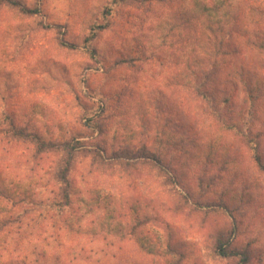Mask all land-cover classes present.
Returning a JSON list of instances; mask_svg holds the SVG:
<instances>
[{"label": "rangeland", "instance_id": "1", "mask_svg": "<svg viewBox=\"0 0 264 264\" xmlns=\"http://www.w3.org/2000/svg\"><path fill=\"white\" fill-rule=\"evenodd\" d=\"M191 1L0 0V182L30 190L35 200L13 207L21 223L2 229L6 240L0 245L5 243L16 251L14 258L28 255L29 264L35 260L58 264L53 254L65 249H57L56 237L50 239L44 231L57 235L69 212L63 209L65 213H60L55 206L59 184L54 173L59 157L39 153L11 133L26 130L39 138L58 140L84 134L87 129L88 136L81 141H92L91 148L108 147L113 134L121 135L119 148L136 131L143 134L138 138L142 143L134 140L133 148L152 142L154 150L160 147L154 140L164 130L184 135V124L192 129L189 133L187 127L184 140H195L201 129L208 128L209 122L193 121L187 115L183 89L168 88L174 68L182 66L177 58L182 50L176 45L180 33L172 27L179 26L183 34L190 32L186 22L191 17ZM16 2L19 6L12 5ZM22 6L38 7L41 13L25 16ZM93 112H98L96 119L106 139L98 128L88 129L83 120ZM11 124L17 129H10ZM233 153L239 163L225 165L222 153L216 159L217 167H207L197 198L177 184L164 187L149 167L129 170L114 165L91 170V159L77 157L71 178L86 192L79 195L80 200L89 191L100 200L126 198L124 202L135 203L142 216L150 218L136 225L132 239L128 236L120 242L118 259L104 253L102 242H93L91 236L69 237L65 246L84 250V263L91 261L92 250L93 260L100 259L102 264H165L142 251L136 239L148 243L147 250L167 239L185 252L183 264H242L238 258L229 261L214 254L221 239L229 241L227 247L233 251L247 250L249 260L244 263L264 264V177L249 165L248 155ZM205 158L201 163L207 164ZM201 199L199 207L194 202ZM12 205L0 198V211ZM157 214L164 219L156 220ZM88 218L81 224L73 221L74 230L92 228ZM130 221V217L124 219L127 228ZM44 251L47 258L42 257Z\"/></svg>", "mask_w": 264, "mask_h": 264}, {"label": "trees", "instance_id": "2", "mask_svg": "<svg viewBox=\"0 0 264 264\" xmlns=\"http://www.w3.org/2000/svg\"><path fill=\"white\" fill-rule=\"evenodd\" d=\"M19 4L12 3L13 6ZM189 10L191 17L186 24L191 25L190 32L183 34L179 26L172 27V30L180 33L176 45L182 50V55H177L182 66L174 68L168 88L176 91L179 88L183 89L185 101L189 105L187 115L192 117L193 121L200 118L203 122H209V129H201L195 140L191 137L184 140L188 127L184 124L181 125L184 135L176 133L171 135L168 134V130L159 133L154 143H160L162 148L154 150L150 148L152 142L143 143L140 148H133L132 142L134 140L140 142L138 138L143 137V134L137 135L136 131L129 136L128 141H123L119 148L116 145L119 140L121 141V135L119 137L116 134L109 135L112 142L108 147L91 148L92 141H81L88 136L87 129L84 134L58 140L39 138L37 135H30L26 130L8 132L20 141L30 143L39 153H52L59 157L54 173L59 184L57 189L59 200L55 206L60 213H65L63 209H67L69 215L65 216L66 220L62 226L59 224L57 235L52 230L44 231L48 235L46 237L50 239L56 237L55 242H59L61 248L57 249L61 251L65 249L64 253L53 254L57 255L58 264H102L100 259L93 260L95 256L92 250L89 257L91 261L87 259L84 263L83 258L86 254L84 250L76 251L73 247L65 246V243L71 240L69 237L78 235L91 236L94 238L93 242H102L104 245L102 251L118 259L120 242L127 240L128 236L129 240L132 239L131 235L134 236L136 225L141 226L145 219L150 218L142 216L140 207L135 203L124 202L126 198L120 201L118 196H107L100 200L98 195L89 191L87 197L80 200L79 195L85 190L81 188L77 179L71 178L79 156L83 155L92 160L91 170L95 166L103 170L112 169L114 165L129 170L149 167L157 173L164 187L177 184L184 187L192 196L196 195V198L200 195L197 191L201 190L202 178L206 177L204 174H207V167H217L216 159L222 153L225 154L222 156L225 158L223 162L225 165L239 163L240 160L233 151L248 155L249 165L264 177V0H192ZM20 11L25 16L41 13L38 7L32 9L22 6ZM163 38L167 40L168 36ZM142 106L143 103L139 104V109ZM145 113L147 114V111ZM97 116L98 112L86 114L83 120L86 121L88 129L95 127L101 132L102 125L96 119ZM181 117L180 114V120ZM210 128H213L211 134ZM10 129L17 128L11 124ZM188 130L191 133L192 129L188 127ZM101 133L102 139H106L107 133ZM170 142L172 145H169ZM180 147L182 148L179 154H176L175 149ZM204 157L207 164L201 163ZM187 169L189 170L185 172ZM22 189L16 186L9 187L0 182V198L15 203L11 208L4 206L0 211V243L6 240L3 228L10 225L15 227L21 223L13 207L29 200L35 202L30 190ZM194 203L202 207V199ZM124 204L127 208H124ZM195 211L197 209H193V212ZM90 215L92 218H88ZM128 217L131 221L128 222L130 226L127 228L124 219ZM156 217L164 219L158 214L154 217L157 220ZM84 218L92 220L90 224L92 228L74 230L73 221L81 224ZM21 229L22 227H19V230ZM169 237L173 236L169 234ZM136 241L141 245L142 251L165 261V264L184 263L185 252L173 246L167 239L158 248L148 246V250L146 249L148 243L142 239ZM4 244L0 245V264H29L28 255L14 258L16 251ZM227 245L231 246L229 241L224 243L218 239L214 254L229 261L238 258L240 263L246 264L244 260H249L247 250L233 251ZM42 257L47 258V251H44ZM33 264L44 263L35 260Z\"/></svg>", "mask_w": 264, "mask_h": 264}]
</instances>
